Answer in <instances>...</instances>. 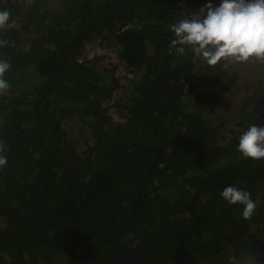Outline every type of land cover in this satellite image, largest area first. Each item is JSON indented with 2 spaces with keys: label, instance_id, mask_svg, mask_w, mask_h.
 Wrapping results in <instances>:
<instances>
[{
  "label": "trees",
  "instance_id": "16d2710c",
  "mask_svg": "<svg viewBox=\"0 0 264 264\" xmlns=\"http://www.w3.org/2000/svg\"><path fill=\"white\" fill-rule=\"evenodd\" d=\"M207 3L0 0V264H264V158L236 147L264 125V61L224 121L238 68L170 47L171 25ZM91 42L133 73L128 98L109 104L125 83L118 64L81 58ZM229 184L256 201L250 219L221 198Z\"/></svg>",
  "mask_w": 264,
  "mask_h": 264
},
{
  "label": "clouds",
  "instance_id": "9594fccd",
  "mask_svg": "<svg viewBox=\"0 0 264 264\" xmlns=\"http://www.w3.org/2000/svg\"><path fill=\"white\" fill-rule=\"evenodd\" d=\"M204 14H193L171 25L175 38L170 47L184 53L190 49L195 57H202L209 65L218 62H247L250 59L264 61V0H208ZM10 19L8 10H0V29ZM9 44L0 38V48ZM10 62L0 58V94L10 88L6 74ZM245 158H264V125L250 124L239 135L236 146ZM5 146L0 141V168L8 163ZM228 205H241L240 215L250 219L257 208L251 193L233 184L220 192Z\"/></svg>",
  "mask_w": 264,
  "mask_h": 264
},
{
  "label": "rangeland",
  "instance_id": "374dc122",
  "mask_svg": "<svg viewBox=\"0 0 264 264\" xmlns=\"http://www.w3.org/2000/svg\"><path fill=\"white\" fill-rule=\"evenodd\" d=\"M217 2H218V0H217ZM198 6H199L198 4L194 3V4H192V6H190V9H192V10L195 9L197 11ZM199 10L205 12L206 11L205 5L200 6ZM203 14H204L203 12L200 13L201 16ZM81 58L82 59H85V58L97 59L101 64H103L105 66L110 65V63L118 64L119 75L122 76V78H123L122 81H123V83H125V87L122 88L121 90H118L114 94L113 100L109 104L113 105L116 99L117 100L118 99H126L129 97L130 94L128 91L129 90L128 89L129 88L128 87L129 86L128 80H129V78H131L133 76V73H129L128 68H126L125 63L119 58L117 50H115L111 47H107V46L102 47L95 42H91V43L87 44L86 49H85V56H83ZM257 63H258V61L256 59H250L247 62H235V61H223V60L221 62H218V65H223L225 68H227L230 65L238 68V70L240 72V76H242L243 83L241 82V85L239 87H237V89L235 91L232 92V96L225 99V101H226L225 106L222 107L221 109H217L215 115H219V114L221 115L222 114V118L225 121V119L229 115L232 114L234 106H235L234 105L235 96H238V98H239L240 95L244 94V90H246L247 87H249L248 83L251 82V80L253 78H255L257 75L256 74L257 69H255V66ZM109 113L112 115L114 121L118 122L121 120V116H120L118 109L112 108V109H110ZM79 126L74 127L72 134L75 135L77 138L81 139L82 132L80 131ZM224 128H225V130H224L223 134L227 135L229 139L232 138L233 133H230L231 132L230 130L232 128H234V124L226 125ZM79 144H80V148H82L83 147L82 141ZM225 257L226 258H225V261H223V264H255L250 259H240V258L235 257L232 254V252L227 253L225 255Z\"/></svg>",
  "mask_w": 264,
  "mask_h": 264
}]
</instances>
